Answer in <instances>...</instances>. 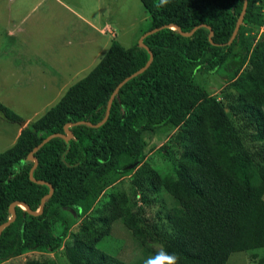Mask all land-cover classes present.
I'll use <instances>...</instances> for the list:
<instances>
[{"label":"trees","instance_id":"obj_1","mask_svg":"<svg viewBox=\"0 0 264 264\" xmlns=\"http://www.w3.org/2000/svg\"><path fill=\"white\" fill-rule=\"evenodd\" d=\"M139 2L149 19L141 34L164 27L141 39L152 59L118 88L106 120L93 126L103 118L118 82L148 59V51L137 42L123 47L112 39L87 73L0 151V224L9 219L11 202L37 211L47 183L52 187L38 214L13 206L14 219L0 230V263L29 250L56 251L68 228L62 209L82 216L115 173L131 171L141 162V132L166 124L177 127L174 140L182 148L176 173L160 178L152 169H135L130 176L132 196L138 193L142 204L150 205L149 194L158 187L173 198L166 223L133 213L113 197L91 223L98 229L91 227L72 240L65 251L67 264H140L96 247L117 218L152 253L141 264H168L165 254L178 257V264H225L232 252L264 247V32L254 40L244 37L242 27L264 22L263 1L246 0L229 44L242 0H168L162 7H157L160 0ZM174 26L182 32L198 27L183 36ZM239 42L241 49L232 51ZM222 64L233 71L243 67L234 79L237 92L225 104L194 80V73H214ZM0 117L22 120L1 102ZM65 124H71L68 139L52 137L32 152L37 160L32 181L28 171L33 161L27 154L47 135H65ZM245 141L259 145L251 149ZM56 219L62 223L58 233L52 228ZM146 240L158 248H146ZM263 262L261 257L258 263ZM23 264L53 262L27 259Z\"/></svg>","mask_w":264,"mask_h":264},{"label":"rangeland","instance_id":"obj_2","mask_svg":"<svg viewBox=\"0 0 264 264\" xmlns=\"http://www.w3.org/2000/svg\"><path fill=\"white\" fill-rule=\"evenodd\" d=\"M7 1L13 3L10 5ZM61 1L89 20L100 21L96 24L95 31L101 35L103 40H106L104 42L100 40V44H103L98 48V53L92 60L88 56L95 48L96 41L90 46L87 43L79 45L81 35L87 33V27L79 25L78 19L64 7L55 4L52 0H47L41 7L50 11L52 17L48 18H51L49 19L51 21L40 23L41 21H32L36 14L38 18L47 20L41 11H35L39 0H0V102L21 116L25 124L38 118L60 98L70 84L86 74L105 52L112 39L116 37L123 47L131 46L137 42L141 32L149 23L148 16L143 11L139 0ZM260 11L264 18V2L260 3ZM25 15L26 20L23 23L21 20ZM8 22L14 25L18 23L25 29L30 27L32 31L24 30V33L18 36V24L17 26L12 25L8 31L15 39L7 38L2 29ZM242 27L246 38L254 37L255 40L261 35L256 24L245 23ZM19 39L24 40L25 45L29 44L26 48L30 49V53L27 54L24 46L21 47ZM240 44L239 42L233 46L232 51H239L242 47ZM25 58L26 65L32 66L31 69L25 68L24 65L14 67ZM30 59L32 63H29ZM45 66L51 69L43 71L39 69ZM86 67L87 69L81 72ZM242 71L243 67L233 71L222 64L214 73L205 71L194 73V80L207 94L225 104L231 95L237 92L234 79ZM19 130L18 122L5 121L0 117V151L11 146ZM176 130L177 127L166 124L152 131H142L143 158L137 166H134L131 171L115 173L91 208L82 216L76 217L73 209H62L68 228L62 245L56 251L29 250L0 264H23L27 259L67 264L65 251L72 240L75 237H81L91 227H98L91 223L95 222L93 219L95 215H98V209L114 201L113 197L126 203L131 212L136 211L148 220L165 224L166 214L173 206V198L162 187H158L154 190V194H149L152 198L150 205L142 204L138 193L132 196L130 176L135 169H152L160 178L175 174L176 159L182 150L174 140ZM245 143L251 149L259 145V142L245 141ZM56 220L52 228L55 233H58L62 228V223ZM145 242H147L145 246L148 249L158 248L149 240ZM96 247L125 262L141 264L152 259V253L142 249L140 243L135 240L119 218L110 222L107 232L98 238ZM261 257H264V247L232 252L225 264H260L258 260Z\"/></svg>","mask_w":264,"mask_h":264},{"label":"water","instance_id":"obj_3","mask_svg":"<svg viewBox=\"0 0 264 264\" xmlns=\"http://www.w3.org/2000/svg\"><path fill=\"white\" fill-rule=\"evenodd\" d=\"M245 7H246V0H242V7H241V10L239 12V15L236 19V22H235V25H234V28H233V31L227 41V44H229L231 42V40L234 38L236 32H237V29L239 27V25L241 24V21H242V17H243V13L245 11ZM164 27V25H161L159 27H156V28H152L150 30H147L145 32H143L138 40H137V43L138 45L144 47L147 51H148V59L147 61L144 63V65H142L141 67H139L137 70H135L134 72H132L131 74H129L128 76H126L124 79H122L120 82H118V84L114 87L113 91L110 93L109 97H108V100H107V105H106V111H105V114L103 116V118L96 124H93V126H97L99 124H101L102 122H104L108 116V112H109V106H110V103H111V100L114 96V94L117 92L118 88L123 84L124 81H126L127 79H129L130 77L142 72L150 63L151 59H152V54L150 52V50L141 42V39L146 36L147 34L149 33H152V32H155L157 31L158 29ZM198 26H194L189 32H182V31H179V28L178 26H174L175 29H177L181 35L183 36H188L190 35ZM212 32L209 31V34H208V39H210V36H211ZM82 122V121H80ZM88 123V122H87ZM89 124V123H88ZM18 125L20 126V128H22L24 125H25V120L22 119L21 121L18 122ZM71 125V124H65L63 126V129L65 131V135L64 134H61V133H58V132H54V133H51L49 135H47L46 137H44L36 146H34L32 148V150L27 154V159H31L33 161V165L32 167H30L29 171H28V174H29V179H31L32 181H35L32 176H31V172H32V168L35 166L37 160L36 158L32 155V152L35 151L38 147H40L42 144H44L46 141H48L50 138L52 137H55V136H60L64 139H68L70 136H71V132L67 129V127ZM38 183H42V181H37ZM48 192L46 194H44L40 200H39V207H38V210L37 211H32L28 208V206L23 203V202H19V201H13L9 204L8 206V209L10 211V217L9 219H7L4 223H1L0 224V230L2 229V227L6 224H8L9 222H11L13 219H14V209H13V206L14 205H20L22 206L29 214H38L41 212V209H42V204H43V201L45 198L49 197L52 193V187L50 184H48Z\"/></svg>","mask_w":264,"mask_h":264},{"label":"crops","instance_id":"obj_4","mask_svg":"<svg viewBox=\"0 0 264 264\" xmlns=\"http://www.w3.org/2000/svg\"><path fill=\"white\" fill-rule=\"evenodd\" d=\"M40 2H39V4H37L36 6H35V11L36 12H39V11H41V13L43 14V15H45L46 16V18H47V20H45V19H41V18H38V15L36 14L35 16H34V19L32 20V21H41L40 23H43L44 21H51V20H49V19H51V18H48V17H52V14L50 13V11L49 10H47V8H45V9H43L41 6L44 4V2H46L47 0H39ZM52 2H54L55 4H57V5H60L61 7H64L66 10H68L69 12H70V14H72L76 19H78V21H79V25H85L86 27H87V29H86V32L87 33H83L82 35H81V40H80V42H79V45L80 46H82V45H84L85 43H87V44H89V46L90 45H92V44H94L95 43V41H96V46H95V48L92 50V52L90 53V56H88L89 57V59L91 58V60H92V58L98 53L97 52V50H98V48L103 44H100V40H102L103 42L106 40H103L102 39V37H101V35H99L98 33H96V31H95V26H96V24L98 23V22H100V21H98V20H96V19H93V20H89V18H86L85 16H83L81 13H79V12H75L73 9H71L69 6H67V5H65V3L64 2H62L61 0H52ZM7 3H9L10 5L13 3L12 1L10 2V1H7ZM23 17V16H22ZM25 20H26V15L24 16V18H22V22L24 23L25 22ZM22 22H21V24H22ZM17 24L18 23H16L15 25L17 26ZM12 25H14V24H11V22H8L7 24H6V26L2 29V31H3V34H4V36L5 37H10V38H12V39H15V38H13L14 36H11L10 35V31H8V29L12 26ZM14 25V26H15ZM68 27V26H67ZM18 28H19V33H18V36H20L22 33H24V30H26V31H29V32H31L32 31V29H30V27L29 28H26L25 29V27L23 28L22 26H20L19 24H18ZM69 28H70V25H69ZM76 34V33H75ZM94 36H96V37H94ZM111 38V37H110ZM115 40H116V37L114 38ZM20 40V39H19ZM21 44H22V46L21 47H23L24 46V49H26L27 51H26V53L28 54V53H30V49L29 48H26V46H28L29 44H27V45H25V41L24 40H20L19 41ZM108 47V46H107ZM100 52V51H99ZM98 57V56H97ZM97 57H96V59H97ZM95 59V60H96ZM24 60V61H23ZM25 60H26V58L25 59H22V61L20 60V64L19 65H15L14 67L15 68H17V67H20V66H22V65H24V67L25 68H27V69H31L32 68V66H28V65H26V63L27 62H25ZM28 60V59H27ZM92 62V61H91ZM90 62V63H91ZM29 63H32L31 62V59L29 60ZM90 65V64H89ZM88 65V66H89ZM87 66V67H88ZM23 67V66H22ZM49 67V66H48ZM87 67L86 68H84L83 70H81V72H84L86 69H87ZM40 70H48V69H51V67H49V68H46V66L45 67H40L39 68ZM46 77L49 79V76L48 75H46ZM81 78V77H80ZM78 80V79H77Z\"/></svg>","mask_w":264,"mask_h":264},{"label":"clouds","instance_id":"obj_5","mask_svg":"<svg viewBox=\"0 0 264 264\" xmlns=\"http://www.w3.org/2000/svg\"><path fill=\"white\" fill-rule=\"evenodd\" d=\"M168 3V0H160V3L157 5V7H162ZM165 259L168 260V264H178V257L176 256H168L165 254Z\"/></svg>","mask_w":264,"mask_h":264},{"label":"built area","instance_id":"obj_6","mask_svg":"<svg viewBox=\"0 0 264 264\" xmlns=\"http://www.w3.org/2000/svg\"><path fill=\"white\" fill-rule=\"evenodd\" d=\"M264 2V0H263ZM259 32H264V22L258 27Z\"/></svg>","mask_w":264,"mask_h":264}]
</instances>
